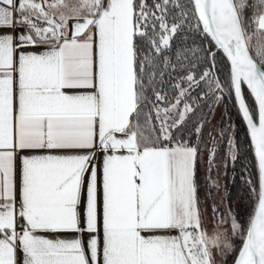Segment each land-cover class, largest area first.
I'll use <instances>...</instances> for the list:
<instances>
[{
    "label": "snow or ice",
    "instance_id": "snow-or-ice-1",
    "mask_svg": "<svg viewBox=\"0 0 264 264\" xmlns=\"http://www.w3.org/2000/svg\"><path fill=\"white\" fill-rule=\"evenodd\" d=\"M221 168L238 244L202 228ZM217 256L264 264V0H0V264Z\"/></svg>",
    "mask_w": 264,
    "mask_h": 264
},
{
    "label": "rangeland",
    "instance_id": "rangeland-1",
    "mask_svg": "<svg viewBox=\"0 0 264 264\" xmlns=\"http://www.w3.org/2000/svg\"><path fill=\"white\" fill-rule=\"evenodd\" d=\"M221 111L222 109L220 108L217 109V111L214 114V118L209 119V122L206 128L204 129L203 137L206 144H208L209 146H211L212 144V139L215 138L213 133V128L216 127L218 130ZM229 113L235 120L236 118L235 111L231 110L229 111ZM206 167H207L206 162L202 160L200 165V173H199L200 177L204 176ZM230 176H231V170H229L227 175H225V170L221 168L219 170V176H217L216 172L212 173L213 182H215L217 179L219 180V184H220L219 190L216 187H213L210 190V194H209L206 183L204 184V186L201 187L200 196L202 198L201 199L202 228L207 232L209 236H213L214 234H219V233H225L230 239L236 240L238 237L232 236L231 229L229 227L230 221L222 225L218 224V217L216 214L213 213V203H215L217 207L228 205L227 184ZM217 264H222V260L219 256H217Z\"/></svg>",
    "mask_w": 264,
    "mask_h": 264
},
{
    "label": "trees",
    "instance_id": "trees-1",
    "mask_svg": "<svg viewBox=\"0 0 264 264\" xmlns=\"http://www.w3.org/2000/svg\"><path fill=\"white\" fill-rule=\"evenodd\" d=\"M248 14L250 15L251 12L249 11ZM229 111H235V121L241 127L240 135H244V129L246 128L245 125L241 123V118L236 113V108L232 107L231 104L229 105ZM236 174L231 171V176L228 180L227 184V201L228 205L230 204L232 210L238 214L237 218L242 223H247L249 216L251 214L254 199L250 197L248 192L245 190V186L243 185L242 181L239 179L234 178ZM235 242L238 244L239 239L237 238Z\"/></svg>",
    "mask_w": 264,
    "mask_h": 264
},
{
    "label": "water",
    "instance_id": "water-1",
    "mask_svg": "<svg viewBox=\"0 0 264 264\" xmlns=\"http://www.w3.org/2000/svg\"><path fill=\"white\" fill-rule=\"evenodd\" d=\"M253 210H254V205H253V208H252V211H251V213L253 212ZM251 215V214H250ZM250 217V216H249Z\"/></svg>",
    "mask_w": 264,
    "mask_h": 264
},
{
    "label": "clouds",
    "instance_id": "clouds-1",
    "mask_svg": "<svg viewBox=\"0 0 264 264\" xmlns=\"http://www.w3.org/2000/svg\"><path fill=\"white\" fill-rule=\"evenodd\" d=\"M225 237H226V234H225Z\"/></svg>",
    "mask_w": 264,
    "mask_h": 264
}]
</instances>
